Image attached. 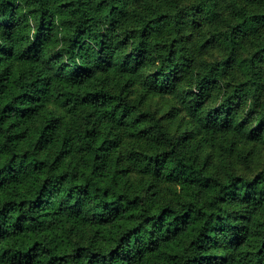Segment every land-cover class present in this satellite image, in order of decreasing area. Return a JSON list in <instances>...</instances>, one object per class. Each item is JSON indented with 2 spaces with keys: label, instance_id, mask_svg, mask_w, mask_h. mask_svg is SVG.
<instances>
[{
  "label": "trees",
  "instance_id": "16d2710c",
  "mask_svg": "<svg viewBox=\"0 0 264 264\" xmlns=\"http://www.w3.org/2000/svg\"><path fill=\"white\" fill-rule=\"evenodd\" d=\"M0 264H264V0H0Z\"/></svg>",
  "mask_w": 264,
  "mask_h": 264
}]
</instances>
